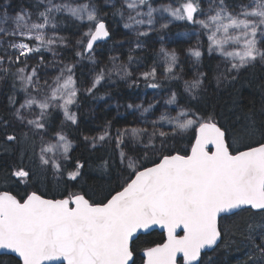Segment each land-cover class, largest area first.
I'll list each match as a JSON object with an SVG mask.
<instances>
[{"label": "snow or ice", "instance_id": "6c2138e0", "mask_svg": "<svg viewBox=\"0 0 264 264\" xmlns=\"http://www.w3.org/2000/svg\"><path fill=\"white\" fill-rule=\"evenodd\" d=\"M105 2L134 32L136 48L143 46L141 37L157 31L154 13L171 17L159 30L173 21L192 25L198 39L187 56L200 64L205 52L199 37H206L208 56L220 57L218 69L223 65L214 77L217 86L232 89L238 115L222 123L180 106L172 92L165 104L176 106L175 116L166 109L148 126L117 129L115 136L108 121L98 135L82 134L93 149L114 141L118 150L95 165L107 186H89L85 177L93 166L72 154L67 131L80 124L73 108L81 94L94 96L106 76L132 73L113 57L111 69H100L87 86L78 84L76 65L58 60V49L67 46L58 16L67 13L77 22L76 55L83 58L112 38L108 13L94 0H35L34 10L14 15L0 7V82H10L11 93L0 114V154L7 155L0 164V264H205V257L212 264L208 250L221 246L242 252L241 264H264V84L259 109L246 106L241 91L248 86L242 70L264 65V0H174L160 8L152 0ZM158 55L167 78L180 79L176 51L161 46ZM50 67L55 76L48 75ZM140 78L160 87L156 66ZM207 80L198 71L184 81V92L198 100ZM133 107L143 115L154 105H128ZM56 112L63 117L59 126ZM185 139L188 146L181 147ZM50 175L57 185L51 196L41 191ZM20 185L23 194H13ZM156 228L163 230V242L147 239Z\"/></svg>", "mask_w": 264, "mask_h": 264}, {"label": "trees", "instance_id": "16d2710c", "mask_svg": "<svg viewBox=\"0 0 264 264\" xmlns=\"http://www.w3.org/2000/svg\"><path fill=\"white\" fill-rule=\"evenodd\" d=\"M174 0H168V3ZM97 7L102 13H108L106 20L113 33L110 41L94 47V52L90 55H85L80 58L76 52L80 49L76 46V40L80 36V31L77 28V22L70 18L68 14L58 16L59 24L58 30L66 38V47L58 49V60L64 63L70 62L76 65L75 73L78 78V84L87 86L88 82L93 79V76L99 72L100 69H105L108 66L112 56H117L121 61H127L131 55L133 62L129 65L136 69L150 70L153 66L157 67L156 82L160 84L159 88H150L147 86L149 82L138 80L128 82L126 79H121L115 75L105 77V80L98 86L94 96H87L81 94L79 97V106L74 107L73 111L78 112L80 124L79 127H70L67 131L70 133V139L74 141L73 155L83 156L89 159L93 166V170L89 171L85 179L89 186L103 185L107 186L108 177H102L101 174L95 171V165L100 162V158H108L112 156L116 150L114 141H109L103 145H97L95 149L82 141V134L88 136L98 135L105 127L106 122L111 121L109 131L113 136L117 129L125 127H142L148 126L149 121L157 120L161 113L166 109L172 116L177 115L178 109L175 105H166L165 101L169 98L172 92L177 93L178 103L180 106H191L193 110L198 111L201 115L214 114L216 118L222 123H230L236 119L238 113L233 108L232 89L221 85L217 86L215 75L218 71H223V67L217 68L218 57L213 55L208 56L207 51L202 58L200 64H195L190 57L187 56L186 50L192 47L193 42L182 39L181 35L177 34L182 30L191 29L193 26L186 22H180L169 27L163 32L169 38V35H179L171 37L170 42L181 55L180 61L175 69L178 76L186 79H193L198 71L207 73L208 80L205 84V89L198 100H193L184 92V86L180 79H168L164 71V65L159 60L157 53V44L159 42V35L155 33L146 37H141L140 41L142 47L136 48V37L129 33L120 23L119 16H112V8L105 4L104 0H94ZM165 0H152V4L156 8L166 6L168 4ZM35 0H0V7H7L10 14L16 13L21 8L27 10H34L33 6ZM119 5V4H117ZM159 13V12H158ZM161 15V13H159ZM163 19L160 16V22H164L166 13H163ZM113 18V22H111ZM46 61H53L51 53H45ZM37 57L31 63H35ZM93 60L95 63H93ZM129 63V62H128ZM45 71L44 69L41 70ZM49 76L57 72L56 68L46 69ZM242 81L248 85L242 89V96L246 106L255 105L257 109L261 103L260 85L264 84V65L256 64L254 67L242 70ZM10 82L7 84L0 82V114H4V108L7 106V96L10 95ZM103 97V99H100ZM22 100V94L19 95ZM142 105L143 108H148L149 105H154L148 113L142 115L141 109L135 107L128 108V105ZM62 114L54 113V119L57 126H59ZM170 127L165 125V130ZM190 135V134H189ZM188 140L185 139L181 143V147H187ZM127 150V149H125ZM7 158L6 154H0V164ZM114 175V174H113ZM48 183L41 186V191L51 196L57 192L56 179L51 175L48 177ZM3 190V189H0ZM23 185L12 188L13 194H23ZM59 198V196H57ZM147 239L153 240L157 243L163 242L165 234L155 230ZM208 257L212 258V264H241L243 253L235 249L225 250L223 246L216 251L208 252ZM139 264V260L137 262ZM205 264H209L207 257H205Z\"/></svg>", "mask_w": 264, "mask_h": 264}, {"label": "rangeland", "instance_id": "374dc122", "mask_svg": "<svg viewBox=\"0 0 264 264\" xmlns=\"http://www.w3.org/2000/svg\"><path fill=\"white\" fill-rule=\"evenodd\" d=\"M57 2H59V0H57ZM104 2H105V0H104ZM164 2H165V0H164ZM166 2L168 3V0H166ZM170 3H174L173 1H170ZM105 4H106V2H105ZM117 4H119V0H117ZM169 4V3H168ZM167 4V5H168ZM108 5V4H107ZM117 6H119V5H117ZM205 6H206V4H205ZM153 7H154V5H153ZM22 9V8H21ZM20 9V10H21ZM24 9V8H23ZM20 10H18L17 12H19ZM146 10V9H145ZM16 12V13H17ZM16 13H14V14H16ZM13 14V15H14ZM64 14H67V13H64ZM154 15H155V17H156V20H157V23L155 24V28L157 29V31H152V32H150L149 33V35H151L152 33H155L157 36L159 35V37H157V39H159V42H158V44H157V53H159V49H160V47L161 46H163V47H165V48H167L169 51H171V50H174V46H173V44H172V42H170V39H171V37H176V36H179V35H181V37H182V39H185V40H187V41H192L193 42V44H192V47L193 46H195L196 44H197V37L194 35V34H192L193 33V31H194V28L192 27L191 29H188V30H182V31H180L179 33H177V34H179V35H172V34H170L169 35V38L170 39H168L166 36H165V34H163V32L164 31H166L167 29H164V30H159V25H160V14L159 13H154ZM164 19L165 20H168V19H171V17H169L168 16V14L166 13V16L164 17ZM113 21H115V20H113V18H111V22H113ZM180 22H183V21H173L171 24H169V27H171L172 25H175V24H177V23H180ZM120 23H121V25L123 26V22L122 21H120ZM58 30V29H57ZM127 30V29H126ZM140 30L141 31H143V30H146V26H142L141 28H140ZM129 33H131L132 35H135L134 34V32H131V31H129V30H127ZM58 32H59V34L60 35H62L61 33H60V31L58 30ZM186 33H187V35H186ZM161 36L163 37V40H161ZM199 39L203 42V44H204V48H203V50L205 49L206 50V47H207V41H206V37H204V36H201V37H199ZM110 41V40H109ZM108 42V41H107ZM176 51V53H177V55H178V57H179V61H180V57H181V55L178 53V51L177 50H175ZM205 52V51H204ZM186 54H187V52H186ZM213 55H215V54H213ZM113 57H116L117 58V56H112L111 58H113ZM218 57V64L220 63V57L219 56H217ZM159 60L163 63V65H164V61L161 59V57L159 56ZM192 60V59H191ZM178 61V62H179ZM193 61V60H192ZM194 62V61H193ZM68 63H70V62H68ZM108 66H106L105 67V69L107 70V69H111L112 67H113V62H112V59L110 60V61H108ZM116 63L117 64H127L128 65V69H129V71L132 73V75L130 76V77H128V79H126L128 82H133V81H138V80H143L142 78H140V73L141 72H144V71H149V70H147V69H136V70H134L135 68H132L130 65H129V63L127 62V61H121V60H119V58H117L116 59ZM221 67H223V65H221ZM57 74V72L56 73H54L52 76H55ZM112 75H115V76H117V77H119L118 75H116V73L115 72H113L112 73ZM94 77H95V75L93 76V79H94ZM180 80L182 81V83H183V86H184V81L185 80H191V79H186V78H184V77H182L181 75H180Z\"/></svg>", "mask_w": 264, "mask_h": 264}, {"label": "water", "instance_id": "95a60500", "mask_svg": "<svg viewBox=\"0 0 264 264\" xmlns=\"http://www.w3.org/2000/svg\"><path fill=\"white\" fill-rule=\"evenodd\" d=\"M102 42H104V41H100V42H98L97 45H99V44L102 43ZM94 47H95V46H94ZM155 230H158V231L164 233L162 229L156 228ZM165 238H166V236H165ZM208 252H212V250H208Z\"/></svg>", "mask_w": 264, "mask_h": 264}, {"label": "flooded vegetation", "instance_id": "af4514ba", "mask_svg": "<svg viewBox=\"0 0 264 264\" xmlns=\"http://www.w3.org/2000/svg\"><path fill=\"white\" fill-rule=\"evenodd\" d=\"M110 39H108L107 41H109ZM107 41H104V42H102V43H100L99 45H101V44H103V43H105V42H107Z\"/></svg>", "mask_w": 264, "mask_h": 264}]
</instances>
